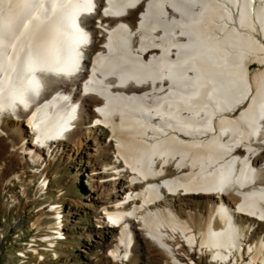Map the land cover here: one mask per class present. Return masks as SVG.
<instances>
[{
    "label": "bare ground",
    "instance_id": "6f19581e",
    "mask_svg": "<svg viewBox=\"0 0 264 264\" xmlns=\"http://www.w3.org/2000/svg\"><path fill=\"white\" fill-rule=\"evenodd\" d=\"M92 1L0 0V238L17 264L61 259L70 205L63 188L48 198L61 160L94 208L96 264H264V0ZM52 88L81 100L77 121L66 95L34 105ZM26 207L42 219L26 225Z\"/></svg>",
    "mask_w": 264,
    "mask_h": 264
},
{
    "label": "rangeland",
    "instance_id": "374dc122",
    "mask_svg": "<svg viewBox=\"0 0 264 264\" xmlns=\"http://www.w3.org/2000/svg\"><path fill=\"white\" fill-rule=\"evenodd\" d=\"M254 68H258V65H255ZM29 162V160L21 161L19 167H14L12 169L13 172H11V174L20 172L21 168L32 169L33 166L31 165V162ZM76 168L77 167L72 164H67L65 160H61L56 161L51 170V172L53 173V182L51 181V186H54V188L52 189L53 191L51 190L49 192L51 195L49 194L48 198L55 199L57 196L55 188H63V191H65L67 200L70 205V210L68 212L67 223L69 235L67 239L61 242L59 245L61 259L57 262H49L48 264H96L98 262H95L94 259H92L95 246L89 249L85 248L86 234L89 235V229L91 230L95 228V222L93 219L95 211L93 207L86 206V195L82 186L83 178L80 179L78 177L79 175ZM11 174H9V176H11ZM35 181L36 177H34L33 175H28L25 181L28 196H31L33 189L32 183H35ZM27 209V207L24 208L23 212H21L19 215L20 219L23 220L26 225H29L31 221H39L42 219L43 215L35 214L33 212L28 213ZM25 214L27 217L25 216ZM3 215L9 218L12 216V214L8 213L7 209L2 205L0 201V217H2ZM43 219L48 221L46 217ZM13 244L14 243H12L11 238L8 236L5 239L0 238V264L18 263L19 258L17 256V250L20 245ZM84 249H86V251ZM36 258L37 257L35 255H31L30 261H34ZM143 263L145 264V259L143 260Z\"/></svg>",
    "mask_w": 264,
    "mask_h": 264
},
{
    "label": "built area",
    "instance_id": "2783aa9c",
    "mask_svg": "<svg viewBox=\"0 0 264 264\" xmlns=\"http://www.w3.org/2000/svg\"><path fill=\"white\" fill-rule=\"evenodd\" d=\"M0 187L3 188L2 185Z\"/></svg>",
    "mask_w": 264,
    "mask_h": 264
}]
</instances>
